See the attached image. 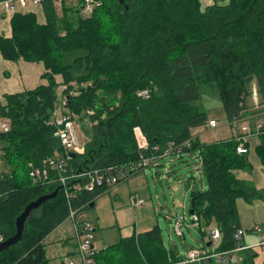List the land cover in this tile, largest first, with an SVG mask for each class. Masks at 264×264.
<instances>
[{"label":"trees","instance_id":"16d2710c","mask_svg":"<svg viewBox=\"0 0 264 264\" xmlns=\"http://www.w3.org/2000/svg\"><path fill=\"white\" fill-rule=\"evenodd\" d=\"M6 1L15 0L0 3ZM94 1L99 6L87 16H82L83 9L64 8L62 3L60 16L58 3L44 0L45 25L38 23L34 13L18 12L11 19L12 36H0L4 60L43 63L42 78L47 81L34 90L6 95V105L0 102V118L10 121L9 131L0 133V234L13 237L17 218L26 207L61 188L56 174L49 184L35 183L30 165L39 167L55 154H63L55 114L60 97L66 96L64 115L91 124L84 154L70 160L76 170L130 166L142 153L198 150L208 186L192 190L187 185L192 200L196 199L198 217L190 220L202 232V247H212L205 242L209 235L203 229L217 225L223 238L216 252L235 250L238 199H264L235 172L252 168V150L264 167V134L254 138L256 145L252 140L246 143L249 154L239 155L238 142L231 138L203 144L193 139L192 130L207 128L210 121L196 105L203 87L218 93L228 122L258 112L254 85L260 112L264 111V0H224L210 6L201 0ZM56 76H62L61 84ZM144 90H150L148 99L138 96ZM141 138L151 152L140 147ZM70 191L71 205L60 191L34 212L21 241L0 252V264H48L44 242L68 220L71 206L89 210L96 198L106 194L73 187ZM179 238L185 241V233ZM239 255L245 264H254L257 256L252 249ZM184 259L177 245L167 246L156 226L99 250L95 262L180 264ZM192 264L220 262L210 257Z\"/></svg>","mask_w":264,"mask_h":264},{"label":"rangeland","instance_id":"374dc122","mask_svg":"<svg viewBox=\"0 0 264 264\" xmlns=\"http://www.w3.org/2000/svg\"><path fill=\"white\" fill-rule=\"evenodd\" d=\"M201 1L204 5L206 4L205 0ZM62 3H64V8L74 7L75 9H80L83 7V5L80 6L79 0H62ZM62 3L59 4L61 11ZM84 8L85 10H81L82 16L89 15L91 12L87 10L85 6ZM77 56L78 55L71 56L69 59L70 62ZM253 88L257 90L256 85H254ZM202 89V99L198 101L196 105L207 115L208 119L217 120L219 126L217 129L213 130L208 127L194 128L192 130L193 135L200 136L199 141L203 144H211L229 139L231 136V129L228 126V120L226 118L221 98L217 92H214L210 88L203 87ZM61 92L62 88L59 90V93ZM66 98V96L60 97L56 111L58 119H61L64 116V113H68L64 107ZM1 103L2 105H6L5 99ZM73 120L79 140L81 144L84 145L86 139H88L91 134V124L88 119L82 120L79 117H74ZM189 153L187 155L185 154L184 159L173 158L181 156L179 154L165 156V160H163L162 166L159 167L158 171L156 166L148 168L145 170L146 172L143 171L142 173L135 171L127 179L128 182L126 181L116 187L118 188L117 191H114L116 189L114 188V192L110 190V193L105 194L103 197L96 198L94 208L83 211L78 215V222L88 221L92 224V230L96 229V232H94L95 244L99 250L117 245L122 238L126 236L127 232L133 234L134 228H129L125 233L120 227H112L114 216L112 213L116 211L119 206H131L130 192L135 191L133 183L136 182V180L132 182L130 179L139 173L143 179L147 177L148 184L146 183L144 191L140 192L145 195L144 207L135 208L134 212L131 213L132 219L135 220L137 218V223L139 222L140 224L137 231H141L139 228H144L141 232H145L158 226L165 236L167 246L172 245L174 247L177 245L179 252L183 256H186L190 251L201 248L202 232L199 230L198 226L190 220L189 211L192 204V191L188 189L187 185L190 183V188L192 190H204L208 185L206 178L200 172V165L198 164V158L196 157L198 150L192 153L195 155V158L194 156H188ZM1 155L2 153L0 151V171L3 169ZM254 156L255 154L253 153L252 157ZM161 160L162 159H160L157 164H159ZM249 172H252V168L241 173L247 175ZM189 178L192 179L189 180ZM60 191H63L62 188H59V192ZM63 193L64 197L67 198L66 190ZM117 193H120L119 197H116ZM68 194L71 196V191H68ZM78 210L82 211L81 209ZM178 216L185 219L181 228L182 232L186 235L185 241H181L179 238L180 236L175 229V222ZM188 224L190 225L187 228ZM203 230L207 231L208 235V230L205 228ZM208 241L209 237L207 236L205 237V242ZM44 243L48 264H61L69 258L74 262H79L75 247L76 240L73 219L69 218L51 233ZM259 255L260 260L257 264H263V255H261L260 252Z\"/></svg>","mask_w":264,"mask_h":264},{"label":"built area","instance_id":"2783aa9c","mask_svg":"<svg viewBox=\"0 0 264 264\" xmlns=\"http://www.w3.org/2000/svg\"><path fill=\"white\" fill-rule=\"evenodd\" d=\"M43 1L44 0H15L5 2L4 4L7 6L9 11L15 12L19 9V7H26L29 3L33 5H42ZM54 1L58 4L62 3V0ZM84 5L87 10L92 12L94 7L99 6V2L94 0H85ZM138 96L148 99L150 97V90L141 91L138 93ZM252 97L254 103L257 105L254 110L258 112L254 115L248 114L245 117L235 118L231 122H228V126L231 129L230 138L238 142L237 153L239 155L249 154V149L246 147V143L264 134V111L260 112L261 108L258 105V91L255 88L252 90ZM74 117L76 116L64 115L61 119H58L57 112L55 114V123L59 127L56 135L60 139L63 146V154H55L53 157L44 160L43 164L39 167H35L32 164L30 165V177L35 183L49 184L53 181L52 177L56 174L59 180L58 183L60 184L63 192L66 190L70 205L71 196L68 194L70 188L73 187L79 191L84 189L85 191L92 193L101 190L100 195L105 194L120 184L126 182L129 176H131L135 171L143 172L146 169L157 165V162L160 159L174 151V149H170L164 155H147L142 153L138 162L130 166H115L104 170H76L70 165V160L72 159L71 154H84L85 146L81 144L79 140L73 120ZM218 126V121L213 119L208 122L207 127L213 130L217 129ZM9 129L10 125H0V132H8ZM141 141L142 143L140 144V147L144 149V151L151 152L152 150L149 148L146 141L143 140V138H141ZM178 150L181 152L180 148ZM130 202L135 208H140L145 204V200L137 194L130 195ZM82 212L83 211L76 210L71 206L69 216V218L74 221L76 240L75 247L79 262H74L71 258H69L61 264H96L95 257L99 252V249L94 244L95 235L94 230H92V224L88 221H77L78 215ZM184 220L185 219L178 216L175 222V229L179 236H182L183 233L181 228L184 224ZM193 220L197 221L198 217L194 215ZM255 231L260 232L261 229L256 227ZM245 234V230L241 228L238 229L234 234V238L239 241V246L231 252L218 253L216 250L222 242L223 234L217 225H213L208 230L209 242L212 247L205 248L201 246V248L197 250L190 251L180 264H192L210 257L215 258L220 262V264H239L242 262V257L239 255L242 251L250 250L252 248H260L264 251V236L261 237L260 241L256 245L247 247L242 244ZM5 241V236L0 234V244Z\"/></svg>","mask_w":264,"mask_h":264},{"label":"crops","instance_id":"0c3cea01","mask_svg":"<svg viewBox=\"0 0 264 264\" xmlns=\"http://www.w3.org/2000/svg\"><path fill=\"white\" fill-rule=\"evenodd\" d=\"M205 1H206V4L205 5L203 4L204 6H210L216 2H221L218 0H205ZM4 3H0V36H4L6 38H10L12 36L11 19L14 16V13H18V12L22 14L34 13L37 17V21L39 24L45 25L47 22L45 11L42 5H33L29 3L27 4L26 7H19L17 11L11 12L8 10L7 6ZM59 15L60 16L62 15V11L60 10V8H59ZM45 72H46V69L43 63H29V62H25L24 60H20L18 62H11V61L4 60L0 53V102L4 101L6 95L20 94L26 91L34 90L41 85H46L47 81L42 78ZM56 80L59 84L63 82L62 76H56ZM61 88L63 89V86H60L58 88V92ZM209 120H213V119H209ZM199 138L200 136L193 135V139L199 141ZM251 142H252V146L257 144L256 139H253ZM188 148H190V146H188ZM188 153L189 152L180 153L178 150V153H171L168 155L170 156L174 154H177V155L179 154L181 156L173 157V158L184 159L185 154L187 155ZM253 153L255 154L254 150H252V152L249 155V159L252 165V172H249L248 174L246 173L247 175H243L241 173L243 171H236L235 175L237 178L250 184L253 188H255L257 191H259L260 193L264 195V167L261 165V162L258 159L256 154L254 157H252ZM188 156H194L195 158V155L192 153H189ZM163 160H165V158L164 159L162 158L159 164H157L158 166L155 165L157 167V171L159 167L162 166ZM139 174L133 176L130 179L132 180V182L136 180V182L133 183V187L135 191L130 192V195L135 193L145 200L144 193L141 194L140 192L141 191L143 192L146 187V183L148 184L147 179H146L147 177L143 179L140 176L141 174L140 175ZM117 189L118 188H116L115 190L112 189L111 191L113 190L117 191ZM110 192H107V193H110ZM119 195L120 193H117L116 197H119ZM143 207L144 206L140 208H143ZM134 210H135V207H133L132 204L131 206H124V207L119 206L116 209V211L112 213L114 215L112 227L113 226L120 227V229L122 228L125 231V233L129 230V228H134L133 234L144 233V232H141L143 231L142 229L144 228H139L141 229V231L140 230L137 231V228L140 227V224L139 222L137 223V218L134 220L131 217V213L134 212ZM237 210H238L240 228L246 231V234L243 238V244L246 245L247 247L256 245L260 241L261 237L264 236V199L255 198L250 201H245L244 199H238ZM107 227H110V226H107ZM256 227H259L261 231L256 232L255 231ZM94 232H96V229H94ZM131 235L132 234L130 232H127L126 236L123 237L122 239L126 237H130ZM252 250H254L258 256V257L256 256L253 263L257 264L258 261L260 260L259 259V256H260L259 252H260L261 255H263V264H264V251L260 248H252ZM243 263L245 262H241L239 264H243Z\"/></svg>","mask_w":264,"mask_h":264},{"label":"water","instance_id":"95a60500","mask_svg":"<svg viewBox=\"0 0 264 264\" xmlns=\"http://www.w3.org/2000/svg\"><path fill=\"white\" fill-rule=\"evenodd\" d=\"M120 3L122 4L123 0H121ZM76 156H77L76 154H71L72 158H75ZM58 194H59V189L54 191L52 194L41 196L37 200L31 202L26 207L24 212L17 218L16 234L13 237L7 239L4 243L0 244V252L7 250L8 248L18 244L23 238L24 231L26 228V223L34 214V212L38 211L42 206H44L47 201L55 199L58 196ZM195 201L196 199L192 200L191 209L189 211V215L190 217H192V219L193 216L195 215ZM94 207L95 204H92L90 208H94ZM210 245L211 243L208 244V246Z\"/></svg>","mask_w":264,"mask_h":264},{"label":"bare ground","instance_id":"6f19581e","mask_svg":"<svg viewBox=\"0 0 264 264\" xmlns=\"http://www.w3.org/2000/svg\"><path fill=\"white\" fill-rule=\"evenodd\" d=\"M2 124L10 125V121H9V119L4 118V117L0 118V125H2ZM0 133H1V132H0Z\"/></svg>","mask_w":264,"mask_h":264}]
</instances>
